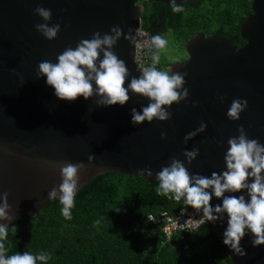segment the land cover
Masks as SVG:
<instances>
[{
	"label": "water",
	"instance_id": "95a60500",
	"mask_svg": "<svg viewBox=\"0 0 264 264\" xmlns=\"http://www.w3.org/2000/svg\"><path fill=\"white\" fill-rule=\"evenodd\" d=\"M147 1L171 4V0H0V193L9 194L12 220L35 214L49 200L50 190L61 183L55 167L61 162L86 165L79 188L106 170L141 177L139 170L150 167L153 176L143 178L156 181L155 173L169 166L173 157L191 174L210 177L226 170L228 140L239 135V126L249 139L264 144V0H251V13L240 23L245 42L239 48L216 33L195 34L186 43L188 57L170 67V74L187 73L184 87L189 97L167 109L172 113L168 121L133 127L131 109L142 111L149 100L131 91L123 107H98L95 96L61 101L46 78H36L40 62L57 63L66 48L75 49L97 31L110 34L119 26L125 35L129 29L134 35L141 26V3ZM197 1L176 0L182 6ZM37 7L52 11L50 26L60 24L56 39L49 41L36 30V24L45 23L36 14ZM112 50L129 70L127 87L132 77L141 75L134 63V45L122 37ZM234 99L248 101L239 121L227 117ZM202 121L206 131L185 143L184 137ZM194 148H199V155L189 165L183 152ZM89 155L95 156L91 163ZM241 194L247 197L246 191L225 193ZM210 203L213 208L222 206V199L213 196ZM227 219L225 214L214 222L222 233ZM10 222L0 220L3 225ZM251 241V235L241 241L244 257L228 248L231 264H264V245L254 247Z\"/></svg>",
	"mask_w": 264,
	"mask_h": 264
},
{
	"label": "clouds",
	"instance_id": "9594fccd",
	"mask_svg": "<svg viewBox=\"0 0 264 264\" xmlns=\"http://www.w3.org/2000/svg\"><path fill=\"white\" fill-rule=\"evenodd\" d=\"M171 9L174 13L182 12V5L176 0H171ZM45 23L35 25L47 40L57 38L61 30L60 24L49 25L52 20V11L44 7L35 9ZM140 23L141 20H140ZM132 30L125 35L119 26L111 28V32L103 35L97 31L91 39H82L75 49L66 48L57 57V63L42 61L38 64L36 78H46V84L54 89V95L61 101L74 102L79 97L89 100L97 97L95 103L98 107H111L119 104L121 107L130 100L129 91L132 94L143 96L149 100L147 106L138 111L131 109V123L133 127L143 124L145 121L152 123L154 120L168 121L172 118L170 109L172 105L179 104L188 99L189 90L184 87L187 73H171L158 70L156 65L160 62L161 51L166 47L167 41L162 35L151 37L150 47L152 53V66L144 68L141 75L132 77L131 82L125 87L129 76V70L125 61L121 60L112 50L123 37L137 50L139 44L137 36ZM101 52L103 58L101 59ZM223 101V97H220ZM195 106V105H193ZM248 107L247 100L234 99L227 112V117L232 121H239L241 113ZM207 124L203 121L200 126L189 132L185 137V143L192 140L199 133L205 132ZM238 136L229 138V148L225 154L226 170L221 173L212 172L210 177L200 174H191L185 163L173 157L169 166L163 167L155 173L158 196H165L169 200L191 206L198 213H203L201 220L215 222L223 220L227 214V228L223 233V243L228 246L235 255L244 257L247 255L241 246V241L247 235H251L252 245L259 247L264 245V144L256 139H249L243 125L238 128ZM162 139H167L166 133H161ZM187 163L190 165L199 155V148L185 150L183 152ZM89 162L95 160L94 155H89ZM58 168L61 183L53 187L48 193L49 200L59 199L62 205L61 213L65 219H71V209L74 207L75 196L79 190L80 173L86 171L83 162L74 164L61 162ZM141 177H152L151 168L140 169ZM145 173L147 176H145ZM251 181V182H249ZM247 193L225 195V193ZM9 194L0 193V220L12 221L9 214L12 209L8 202ZM215 196L222 199V206H211V200ZM119 211V209H116ZM151 221V218H148ZM97 224L100 221H96ZM7 225L0 224V264H37V261L46 262L50 257L41 252L33 255L29 251L23 254L17 252L6 255L7 248L4 241L7 239Z\"/></svg>",
	"mask_w": 264,
	"mask_h": 264
},
{
	"label": "trees",
	"instance_id": "16d2710c",
	"mask_svg": "<svg viewBox=\"0 0 264 264\" xmlns=\"http://www.w3.org/2000/svg\"><path fill=\"white\" fill-rule=\"evenodd\" d=\"M142 3L145 10L154 4ZM182 7V12L174 13L170 5L157 3L141 26L151 29L161 20L179 40L216 33L235 48L244 44L240 23L251 13V0H199ZM157 186V181L143 177L101 171L79 188L71 219L63 217L57 198L35 215L21 214L11 221L4 241L6 255L25 251L49 255L37 264H231L229 247L214 223L191 233L177 231L168 241L159 226L145 224L149 213L175 212L185 205L183 199L158 196Z\"/></svg>",
	"mask_w": 264,
	"mask_h": 264
},
{
	"label": "built area",
	"instance_id": "2783aa9c",
	"mask_svg": "<svg viewBox=\"0 0 264 264\" xmlns=\"http://www.w3.org/2000/svg\"><path fill=\"white\" fill-rule=\"evenodd\" d=\"M138 29L139 34L137 36V41L139 48L136 50L134 46V63L136 67L142 71V69L152 66V53L154 49L150 47V42L153 35L148 29L142 26ZM136 30L134 31V35ZM156 67L158 70L167 71L170 74V68L166 63L160 61ZM149 217L151 221L148 220ZM202 218V212L198 213L191 206L184 205L175 212L162 210L158 214L149 213L145 218V224L159 226L161 235L168 241L173 233L177 231L191 233L196 231L204 223H214L201 220Z\"/></svg>",
	"mask_w": 264,
	"mask_h": 264
},
{
	"label": "flooded vegetation",
	"instance_id": "af4514ba",
	"mask_svg": "<svg viewBox=\"0 0 264 264\" xmlns=\"http://www.w3.org/2000/svg\"><path fill=\"white\" fill-rule=\"evenodd\" d=\"M151 3H154L152 6H150L149 9H146L144 8V5L143 3H141L143 5V10L141 11V22L142 20L147 16V14H149L148 12H151L153 10V8H156L157 7V2H152L150 1ZM150 31V33L154 36V35H162V37L165 39L167 38L168 34H173L174 36H176L174 33H173V30L171 28H166L162 21L161 20H157L154 25L151 27V29H148ZM156 30V34H153V31ZM196 35L197 34H200V33H195ZM195 34H193L188 40L185 41V43H187ZM204 36H207V35H204ZM162 51H161V56H160V61L161 62H164L166 63L169 68L170 67H173V65L175 64H179V63H182L184 62V60H186V56H183L182 55H178V57H176L177 55L173 54L172 56H169L170 59H168L167 61L164 60V57L162 56ZM186 55H187V51L185 52Z\"/></svg>",
	"mask_w": 264,
	"mask_h": 264
},
{
	"label": "rangeland",
	"instance_id": "374dc122",
	"mask_svg": "<svg viewBox=\"0 0 264 264\" xmlns=\"http://www.w3.org/2000/svg\"><path fill=\"white\" fill-rule=\"evenodd\" d=\"M140 17H141V12H140ZM167 41L166 47L162 50V56L164 57V60L167 61L170 59L169 56H172L173 54L177 55H182L188 57V54L186 55V40H179L174 36L173 34H168L167 38H165ZM167 63V62H166Z\"/></svg>",
	"mask_w": 264,
	"mask_h": 264
},
{
	"label": "bare ground",
	"instance_id": "6f19581e",
	"mask_svg": "<svg viewBox=\"0 0 264 264\" xmlns=\"http://www.w3.org/2000/svg\"><path fill=\"white\" fill-rule=\"evenodd\" d=\"M37 211H38V210H37ZM37 211H36V212H37ZM33 215H35V214H33ZM18 216H19V215H18ZM12 221H13V220H12Z\"/></svg>",
	"mask_w": 264,
	"mask_h": 264
}]
</instances>
